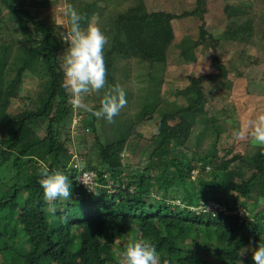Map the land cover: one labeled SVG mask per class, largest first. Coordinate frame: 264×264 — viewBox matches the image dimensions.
<instances>
[{"label": "trees", "instance_id": "1", "mask_svg": "<svg viewBox=\"0 0 264 264\" xmlns=\"http://www.w3.org/2000/svg\"><path fill=\"white\" fill-rule=\"evenodd\" d=\"M51 1L57 3L43 0ZM207 1L196 0L192 12L179 15L147 13L141 7L134 16L119 17L117 24L130 27V31L142 25L153 30V24L161 30L157 36L160 46H166L172 36L170 21L202 17ZM32 4L41 3L0 0V20L5 10L13 22L0 33V53L9 52L20 37L28 42L24 59L12 71L15 75L11 79V71L4 68L6 62L0 61V168L10 162L12 181L7 185L0 177V264H6L4 255L14 264H87L82 255L89 249L97 256L95 264H119L118 253L142 238L151 241L161 261L168 264H238L239 260L253 264L252 247L264 242V146L247 143L243 154L223 162L218 154L224 132L228 139L234 136L232 126L226 127L221 116L213 113L210 97L199 91L195 98H185L186 104L175 111L160 113L155 123L157 138L150 142L145 161L132 167L123 158L136 149L141 135L131 126L116 132L111 142L101 137L98 131L102 133L106 126L114 127L109 128L114 132L121 126L114 118L109 123L95 117L92 110L100 104L94 105L78 134L82 140L78 148L87 149L83 168L93 171L98 183L88 192L77 182V169L72 166V156L67 155L66 141L70 138L66 131L62 138L72 108L55 58L67 44L56 32L57 26L37 19L39 12L28 7ZM87 12L90 8L84 14ZM4 32L9 38L1 35ZM116 39L111 42L109 57ZM122 59L130 60L124 55ZM146 61L155 68L154 57ZM38 64L43 71L37 70ZM107 72L105 88L114 83L110 70ZM26 77L39 78L40 89L34 99L25 97L20 111L14 113L11 104L14 99L22 100L19 93ZM208 81L197 82L204 86ZM85 131L97 133L93 144H88ZM39 132L44 135L33 141ZM43 145L46 153L39 156L42 162L35 158ZM230 149L222 150L224 159ZM56 170L71 180V195L50 202L44 199L38 180L45 171ZM108 181L114 186L113 193L106 188ZM208 202L224 210L209 212L204 209ZM50 203L55 205V214L49 211ZM17 213L21 214V224L13 222ZM242 247L249 250L240 256Z\"/></svg>", "mask_w": 264, "mask_h": 264}, {"label": "rangeland", "instance_id": "2", "mask_svg": "<svg viewBox=\"0 0 264 264\" xmlns=\"http://www.w3.org/2000/svg\"><path fill=\"white\" fill-rule=\"evenodd\" d=\"M25 1L35 3V0ZM38 1L41 4H32L28 7L34 12H39L37 19H44L47 23L57 26L56 32L61 36L68 30L66 24L58 23L65 0H57L56 4L52 1L51 4L44 3L43 0ZM67 2L72 3L77 11L84 15L82 27L89 21H94L108 37V43L104 48L106 84L109 79L106 70H110V76L114 78L113 85H119L125 91L127 103L114 117L121 129L114 132L110 130L114 127L108 125L102 133L98 131V135L105 139L108 137L107 140L111 142L117 133H122L124 128L133 126L134 131L141 136L138 138L136 149L125 154L123 158V161H127L132 167L138 165L140 161H145L150 142L157 138L155 123L159 120L160 113L175 111L177 106L186 104L185 98L191 97L190 95L195 98L199 91L210 97L213 113L221 116L226 127L232 126L230 130L232 134L238 130L244 131L249 121L264 113V0H208L202 17L189 16L170 21L172 36L166 46H160L157 36L161 30L153 24H151L153 30L142 25L130 31V27L118 26L117 19L127 15L134 16L141 7L147 13L162 12L175 15L190 13L196 6V0H67ZM87 8H90L91 12L85 15ZM162 22L168 25L163 20ZM12 24L3 10L0 33L3 28L7 29V26ZM10 29L11 27L8 32ZM1 35L9 38L6 32ZM115 36H117L115 50L109 57L107 53L112 48L111 42ZM12 37L13 42L15 37ZM27 45V40L20 37L18 42L11 45L9 52L0 53V61L6 62L4 68L11 71L10 79L15 75L12 71H15L24 59V49ZM62 54L55 58L61 71ZM123 55L130 60L122 59ZM149 56L154 57L155 68L149 67L146 61ZM214 57L215 63L212 62ZM37 70L44 69L38 64ZM220 74L224 76L218 79ZM200 79L209 81L202 86L197 82ZM38 81L39 78L34 77L24 79L19 93L22 100L14 99L11 104L12 112L20 111L25 97L31 100L35 98L40 89ZM113 85L83 94L81 107L74 106L68 99L72 116L70 123L62 130V138L65 139L66 131L70 138V141H66L67 155L70 158L72 156L71 161L76 159L83 163L87 149L84 151L78 148L82 142L78 137L82 120L91 106L99 105L103 96L111 92ZM65 92L68 97L71 96L66 88ZM231 105L233 108H229ZM232 109L235 115H232ZM119 130L121 132H118ZM85 132L88 144H93L97 133ZM43 135V132H39L32 140L37 141ZM226 135L224 132V143L220 146L218 154L223 162L234 155L243 154L247 143H252L250 136L236 139L234 135L228 139ZM209 142L210 139L207 143ZM224 148H231V153L226 159L223 158ZM38 151L35 159L40 160L39 156L46 153V145L41 146ZM62 158H65V155ZM10 167L9 162L0 168V177L7 180V185L12 182ZM13 222L21 224V214L17 213ZM23 245L26 248L25 244ZM103 250L107 252V247H103ZM20 253L23 254V251ZM3 259L6 264H14L11 258L5 255ZM82 259L87 264H95L98 260L92 249L83 254Z\"/></svg>", "mask_w": 264, "mask_h": 264}, {"label": "clouds", "instance_id": "3", "mask_svg": "<svg viewBox=\"0 0 264 264\" xmlns=\"http://www.w3.org/2000/svg\"><path fill=\"white\" fill-rule=\"evenodd\" d=\"M84 19V15L65 0L58 20L68 26V30L61 34L62 41L67 44L61 56L63 85L71 93L69 101L76 107L83 106V94L98 91L106 84L104 48L108 37L94 21L82 27ZM126 103L125 91L119 85H113L111 92L101 99L99 109L92 110V114L111 123ZM234 135L236 139L250 136L253 144L264 146V113L258 114L255 120L248 122L244 131H235ZM38 184L47 201L70 198L72 182L61 171H45ZM49 211L55 214L54 204H49ZM248 250L242 247L239 255L243 256ZM118 255L119 264H168L161 261L156 246L147 239L133 240ZM251 260L253 264H264V242L252 247ZM238 264L242 261L239 260Z\"/></svg>", "mask_w": 264, "mask_h": 264}, {"label": "built area", "instance_id": "4", "mask_svg": "<svg viewBox=\"0 0 264 264\" xmlns=\"http://www.w3.org/2000/svg\"><path fill=\"white\" fill-rule=\"evenodd\" d=\"M72 162H73L72 163L73 168L77 169V175H76L77 182L88 192H93L96 189V187H98V183L95 180L94 172L90 170H85L83 168L82 162L80 163L79 160L74 159ZM106 188H108V192L110 193L114 192V186L111 181H108ZM200 206L199 208H201ZM190 209L193 210L194 208L190 207ZM204 209L205 210L207 209V211L209 212L212 210H220V211L224 210V208L221 207L220 205L209 202L206 203Z\"/></svg>", "mask_w": 264, "mask_h": 264}]
</instances>
